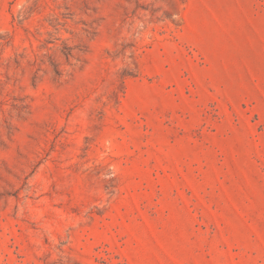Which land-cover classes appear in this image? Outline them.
<instances>
[{
	"label": "rangeland",
	"instance_id": "obj_1",
	"mask_svg": "<svg viewBox=\"0 0 264 264\" xmlns=\"http://www.w3.org/2000/svg\"><path fill=\"white\" fill-rule=\"evenodd\" d=\"M0 264H264V0H0Z\"/></svg>",
	"mask_w": 264,
	"mask_h": 264
}]
</instances>
